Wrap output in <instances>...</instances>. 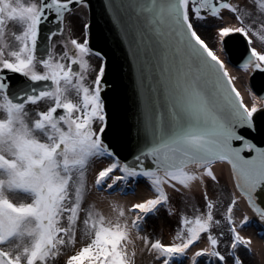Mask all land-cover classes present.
Wrapping results in <instances>:
<instances>
[{
	"label": "snow or ice",
	"instance_id": "6c2138e0",
	"mask_svg": "<svg viewBox=\"0 0 264 264\" xmlns=\"http://www.w3.org/2000/svg\"><path fill=\"white\" fill-rule=\"evenodd\" d=\"M100 4L132 53L127 126L94 0H0V264H249L264 0Z\"/></svg>",
	"mask_w": 264,
	"mask_h": 264
},
{
	"label": "water",
	"instance_id": "95a60500",
	"mask_svg": "<svg viewBox=\"0 0 264 264\" xmlns=\"http://www.w3.org/2000/svg\"><path fill=\"white\" fill-rule=\"evenodd\" d=\"M95 2H97V0H95ZM94 6L95 7L97 6V8H95L96 11H100L101 10L100 0H98V4L96 5L94 4ZM104 21L106 23H110L107 19H104ZM112 29L113 27L110 26L106 28V31H112ZM111 79L114 80L113 75ZM114 82H115V91L113 93V101L114 104L119 106L120 118L123 121V123L127 126L132 123L133 116L136 111V98L133 93L131 96L132 98L135 99V105L132 106L131 103H128L130 99L128 92L132 90V84L131 83L127 84L128 83L127 79L124 80L125 84H120L118 80H115ZM121 151L125 152L124 146H121Z\"/></svg>",
	"mask_w": 264,
	"mask_h": 264
},
{
	"label": "rangeland",
	"instance_id": "374dc122",
	"mask_svg": "<svg viewBox=\"0 0 264 264\" xmlns=\"http://www.w3.org/2000/svg\"><path fill=\"white\" fill-rule=\"evenodd\" d=\"M226 172H227V169H225V174H226ZM210 184H211V181H210ZM194 192H195L196 196L199 197V195H200L199 186H196L194 188ZM241 207H242V205H241ZM162 212H163V210H162ZM155 222H156L155 218H153V220L150 221V223H155ZM254 229L256 230V233L254 235L255 239L257 237L262 239L263 237L260 235V230L258 228H256V226L254 224H252L250 226V228L244 229V231H245V233L249 234V233L253 232ZM262 254H264V250H262L261 253H259V252H257V254L252 253L251 256L249 257V264H264V255H262Z\"/></svg>",
	"mask_w": 264,
	"mask_h": 264
},
{
	"label": "bare ground",
	"instance_id": "6f19581e",
	"mask_svg": "<svg viewBox=\"0 0 264 264\" xmlns=\"http://www.w3.org/2000/svg\"><path fill=\"white\" fill-rule=\"evenodd\" d=\"M143 191H144V189L138 190L137 191V195L143 194L144 193ZM135 198L136 197L134 195L133 196L132 195H127L125 197H122V199H127V200H134ZM262 244L264 246V239H263L261 244H259V242L257 243V249L261 248Z\"/></svg>",
	"mask_w": 264,
	"mask_h": 264
}]
</instances>
